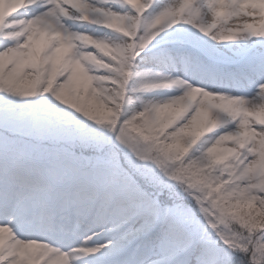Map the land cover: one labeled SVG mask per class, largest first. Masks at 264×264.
Masks as SVG:
<instances>
[{
	"label": "snow or ice",
	"instance_id": "obj_1",
	"mask_svg": "<svg viewBox=\"0 0 264 264\" xmlns=\"http://www.w3.org/2000/svg\"><path fill=\"white\" fill-rule=\"evenodd\" d=\"M0 264H264V0H0Z\"/></svg>",
	"mask_w": 264,
	"mask_h": 264
}]
</instances>
